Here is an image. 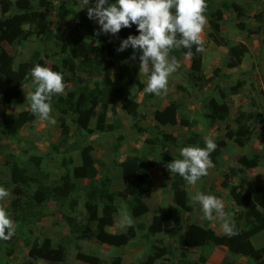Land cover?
Instances as JSON below:
<instances>
[{
  "label": "rangeland",
  "instance_id": "1",
  "mask_svg": "<svg viewBox=\"0 0 264 264\" xmlns=\"http://www.w3.org/2000/svg\"><path fill=\"white\" fill-rule=\"evenodd\" d=\"M14 1V0H12ZM95 0H90V4ZM116 0H109V3H115ZM207 2V0H206ZM222 2H236L242 4L246 9V17L243 22L247 28L254 30L259 24L253 16L259 12L264 14V5L262 0H211L210 8L207 7L205 16L211 12V8L217 7ZM49 17L48 30L45 36L29 37L27 40L16 42L13 45L3 44V49L12 57L14 65L26 60L33 50H39L42 55L47 54L50 59L46 64L51 69L52 63L58 58L60 51V43L56 38V34L68 37L72 29L79 24L81 26L80 34L88 37L91 28L100 27L98 23L87 18V9H81L80 0H59L46 10ZM12 13L11 5H0V16H6ZM208 20V19H207ZM239 22L235 18L233 11L225 13L221 20V31L219 38H224L231 45L237 43L244 44L247 48V54L242 59L241 64L236 68H227L228 48L225 46L215 45L208 33H213L209 26V22L204 26L202 34L204 51L201 54L202 74L205 78H210L208 84L200 86L201 82H197L190 75L191 56H186L187 49L181 48L173 50L170 56H175L179 61L180 67L176 73L169 78L167 94L159 96L148 94L143 91L148 83V75L139 71V55L137 59H126L125 71L128 81L132 85L130 89L131 96L139 105V116L133 119L120 110V99L117 100L116 106L110 108L108 122L121 123V127L112 132H94L91 134L81 133L77 130L73 119L75 117L69 115L66 119L70 124L68 137V148L73 149L69 154L68 168H78L81 166L80 150L83 147L90 146L92 148L91 155L96 160L98 169V180L105 176L111 179L110 190L118 191L122 189L121 168L120 164L127 157H143L149 163V173L153 181V188L145 198L144 202L149 207V213L141 219L133 218L127 210L122 213L115 214L113 226L106 230L112 234L125 232L127 227L121 228L120 221L123 219L125 211L132 218L133 224L136 221L149 224L153 215L162 213L171 203V192L169 190V182L172 177H162L157 166L158 157L156 154H150L148 146L144 141L147 138L154 140L160 139L163 134L171 135L176 138V145L168 144L164 150L162 146L157 144V149L165 151L168 156L175 159H182L180 149L190 137L196 140L211 138L215 143L224 142L225 148L222 151L218 164L214 168L209 169L207 176L201 177L195 185L186 181V190L188 194V204L192 207L191 213L183 214L185 219L177 228L174 237H170L165 231L154 236H143L140 233L137 238L130 241L124 248H115L102 245L97 242L91 233H87L79 239H67L69 231L59 216L53 218L51 215L56 212L54 204H46L40 208H36V213L40 214L41 221L35 219L31 226H25L24 235L16 232V241L11 245H0V264H48L41 259H31L28 251L32 245L39 247L44 239L50 241L54 247L52 262L54 264H86L77 259L78 254H85L97 257L100 264H138L143 261L149 254L152 245H164L173 256L168 254L157 260L165 264L174 262L178 258L185 257L188 259H197L201 254H205L208 250L205 248L185 249L182 246L183 234L188 224H196L211 228L216 234H225L222 228V220H207L203 218L202 207L198 202L193 201V197L197 192L211 194L221 199L224 203V210L229 213L230 221L234 222V206L230 198L231 189L234 186H242L246 190H250L255 184L264 182V146L253 138L245 147H238L231 140H228L227 128L234 129L233 119L238 111L249 112L259 111L264 118V46L262 44L263 35L249 33V30H238L235 26ZM104 49V54L109 53L108 45L111 41V35H100L98 37ZM89 39V37H88ZM133 53V52H132ZM54 54H56L55 57ZM58 55V56H57ZM92 56V55H91ZM93 57H97L93 56ZM116 67L106 68L103 74L112 77ZM83 77L78 75H64V82L67 85L63 94L54 95L51 106L53 111L50 116L55 120V124L42 120L39 116L21 130L6 139H0V186L10 192V196L0 201V207H3L8 216L13 220V214L8 210L12 199V186L9 180L7 168L3 165V155L10 154L13 159L20 164L27 162L28 154L32 152L39 156H44L52 148L50 145L59 141L61 129L57 117L60 114L61 104L67 99L68 92H74L79 95V85L81 82L76 78ZM66 78H68L66 80ZM141 85V87H140ZM8 84L0 81V95L3 89L8 88ZM37 85L34 81L28 85L20 87L21 97L11 102L10 114H15L25 109L29 101L26 96L30 92H34ZM223 93V94H222ZM224 95V96H223ZM214 99L220 104H225L229 110L228 117L222 121H214L207 105L210 100ZM178 105L179 118H186L190 124L196 122L191 128L176 125H159L153 117L156 109L162 110L169 103ZM253 102L255 106H253ZM0 103V113H1ZM75 116V115H74ZM71 117V118H70ZM70 118V119H69ZM136 125V126H135ZM250 130L256 131L259 124L249 123ZM139 128V130L137 129ZM121 137V142L117 141ZM184 146H192L185 144ZM192 147H197L192 146ZM65 150L62 149L61 152ZM67 154L58 153L51 154L48 158L41 160L40 170L49 175V182H57L65 171L62 164V157ZM244 156L250 163H254V168L248 169L246 173L239 175L229 182L228 188L222 186V172L228 171L230 168L237 169L239 167L238 158ZM11 160V159H10ZM30 169V167H28ZM33 173L35 169L31 170ZM76 184L82 189L80 192V200L76 206V216L79 225H88L83 208L87 181L76 180ZM121 204L122 201H120ZM119 202V204H120ZM68 208V203L65 204ZM180 214V213H179ZM215 216L216 214L213 213ZM55 216V215H54ZM37 218V217H36ZM39 223V224H38ZM16 223H14L16 230ZM92 229V225H90ZM167 229V228H166ZM66 238V239H65ZM29 241L27 244L26 241ZM161 241V242H160ZM257 252L264 251V232L252 239ZM207 264H254L252 261L241 255L231 254L226 248L213 246L207 253Z\"/></svg>",
  "mask_w": 264,
  "mask_h": 264
},
{
  "label": "trees",
  "instance_id": "2",
  "mask_svg": "<svg viewBox=\"0 0 264 264\" xmlns=\"http://www.w3.org/2000/svg\"><path fill=\"white\" fill-rule=\"evenodd\" d=\"M55 1L59 0H0V5L12 6V13L0 16V81L9 86L3 89L0 95L2 106L0 113L1 140L10 137L25 125L31 124L37 119L38 115L31 112L30 104L15 114H10L9 111L11 102L21 97L20 87L33 82L30 69L37 64L46 67V62L50 59L47 54L41 56L42 53L37 49L33 50L31 56L26 60L14 65L12 57L3 49L2 45H13L33 36H45L49 25L46 10ZM210 2L211 0L206 2L208 8H210V4H208ZM262 4L264 5V0H262ZM172 11L175 12V9ZM229 11H233L235 18L239 20L235 26L238 30H249V33L263 35V46L264 14L259 12L253 16L259 25L252 31L242 21L246 17V9L242 4L222 2L217 7L211 8V12L207 13L209 26L214 31L208 33V38L215 45L228 48L226 67L236 68L247 54L246 46L241 43L231 45L224 38L218 37L221 31L222 17ZM80 30L81 26L77 24L68 37L56 34V38L60 43V55H57L58 58L54 60L51 67V70L60 72L63 76H83L76 78V81L81 82L79 85H82L79 86V95L68 92L67 99L61 104L60 114L56 116L61 134L58 143L53 144L51 148L55 154H67L61 159L65 171L57 182L50 183L49 175L40 170L41 158L30 155L29 161L33 163L31 165L30 163L20 164L10 154L2 156L4 159L3 165L7 168L12 186V199L8 210L12 212L13 221L17 225L15 235L8 241L0 240V245L13 244L17 238L16 232L19 235H24L25 230H27L25 226H31L32 221L34 222L35 219L40 221L35 208L41 204L54 203L57 213L61 215L69 228L67 239H71L72 235V237L75 236L74 239H71L74 241L79 239L78 237L91 233L100 244L115 248H124L140 233L147 237L166 231L170 237H174L178 225L185 220L183 214L192 212V207L188 204L186 181L179 174L167 170L165 166L174 159L168 156L165 151L157 149V144L162 146V150L168 144L174 146L177 144V139L171 135L163 134L160 139L147 138L144 143L148 146L150 154L157 155V166L162 177L173 178L169 182V190L172 194L171 203L164 212L153 215L148 225L137 220L131 227H127L125 232L112 234L106 230L113 226L115 214L122 213L124 210H127L135 219H141L149 213V207L144 202L145 195L151 192L154 185L149 173V163L145 156L127 157L120 164L122 189L118 191L110 190L111 179L109 177L105 176L103 179L98 180L97 163L91 155L92 148L90 146L83 147L80 150L81 166L76 169H69V154L75 150L67 146L70 124L66 118L69 115L75 117L73 122L81 133L115 131L121 127V123L118 121L109 123L107 119L110 108H114L119 99L122 112L133 119L139 116V105L130 94L132 85L128 81L124 68L125 61L133 50L129 48L120 53L116 51L121 40L126 39L129 35H139V33L137 32V26L132 25L131 28H122L117 36L110 34L111 41L108 43L110 51L104 54V49L98 37L105 35L102 33L97 35L100 27L89 30V39L80 34ZM195 47L194 45L192 48L190 75L197 82H201L200 86H203L210 82V78H205L201 72V54L195 51ZM96 55L97 57H93ZM55 56L56 54L52 57ZM114 67H116V70L112 77L103 74L106 68L112 69ZM252 105L255 106V103L253 102ZM207 108L214 121L222 122L229 115L227 106L218 103L214 99L210 100ZM178 116V105L173 102L162 110L156 109L153 114L154 120L162 126L178 124L182 127L191 128L196 124V122L190 124L186 118H179ZM233 123L234 129H230L229 126L227 128V131L229 130L226 136L228 140H231L238 147H245L255 138L264 146V118L261 112L256 110L238 111ZM249 123L259 124L258 129L252 132ZM137 129L139 130V128ZM117 141L121 142V137ZM185 144L197 145L199 148L206 147L203 140L198 141L195 137H190ZM185 144L182 148L186 147ZM216 144L218 145L217 149L210 154V159L214 165L218 164V159L225 148L224 142ZM62 149L65 151L61 152ZM238 162L239 167L237 169L230 168L228 171L222 172L223 188L229 187L231 179L255 167L253 166L254 163H250L244 156L239 157ZM33 169L36 170L34 173L31 171ZM76 180L87 181L84 189L83 208L89 226H80L77 217L70 214L74 213V207L78 205L81 198L80 192L82 189L76 184ZM230 198L235 208V228L239 231V234L229 238L225 234H216L209 227L190 223L186 225L182 246L185 249L205 248L208 251L201 254L197 259L181 257L176 262L171 260L169 264H207V253L213 246L226 248L229 253L241 255L254 264H264V251L257 252L252 243L254 237L264 232V182L255 184L250 190H246L242 186H234L231 189ZM66 203H68L70 212L65 207ZM90 225L93 226V229L90 228ZM26 242L29 243L28 240ZM53 252L54 247L51 246L50 241L45 239L39 247L32 245L28 256L31 259H41L48 264H54L52 262ZM166 254H168L167 256H173L171 251L165 248L164 245L154 244L150 248L148 256L138 264H158L157 260ZM77 259L86 264H100L98 258L91 255L78 254Z\"/></svg>",
  "mask_w": 264,
  "mask_h": 264
},
{
  "label": "clouds",
  "instance_id": "3",
  "mask_svg": "<svg viewBox=\"0 0 264 264\" xmlns=\"http://www.w3.org/2000/svg\"><path fill=\"white\" fill-rule=\"evenodd\" d=\"M80 7L81 9L86 8L87 18L100 26L97 35L102 33L117 36L122 28L137 26L139 35H129L126 39L121 40L116 51L120 53L131 48L133 53L129 57L130 60H136V53H141L139 55V71L148 75L147 86L143 89L145 93L157 96L167 94L169 78L180 67L177 58L170 56L173 50L187 49L185 55L189 57L193 54L194 45L197 53L204 51L202 34L204 26L208 23L205 16L208 7L206 0H116L115 3H109V0H95L92 4H90V0H80ZM173 9L175 12L172 11ZM30 75L37 85L35 91L26 96V100L30 102L31 112L42 120L55 124V120L50 116L53 111L51 100L54 95L63 94L67 87L63 75L40 64L30 69ZM205 144V148L192 146L181 148L180 155L183 158L167 163L165 165L167 170L179 174L189 184L195 185L201 177L209 174L210 168L215 167L210 159V154L217 149L218 145L207 137ZM25 153L29 155L25 163L31 165L33 163L29 161L30 155L44 160L51 154H55L52 150L44 156L28 151ZM8 196H10V192L0 186V201ZM193 201L201 205L204 219L211 221L218 218L222 220L223 231L229 238L239 234L234 222L229 219L230 214L225 212L221 199L211 194L197 192ZM44 205H38L36 208ZM53 206L55 207V205ZM74 208V213H70L72 216L77 214V209ZM213 213L216 215L214 216ZM57 216L69 231L57 211L51 215L53 218ZM39 217L41 221V216ZM86 222L88 224V221ZM132 224V218L125 211L119 226L125 228L131 227ZM80 226H86V224ZM14 235V221L8 216L5 209L0 207V240L8 241Z\"/></svg>",
  "mask_w": 264,
  "mask_h": 264
},
{
  "label": "crops",
  "instance_id": "4",
  "mask_svg": "<svg viewBox=\"0 0 264 264\" xmlns=\"http://www.w3.org/2000/svg\"><path fill=\"white\" fill-rule=\"evenodd\" d=\"M146 196V195H145ZM145 198V197H144Z\"/></svg>",
  "mask_w": 264,
  "mask_h": 264
}]
</instances>
